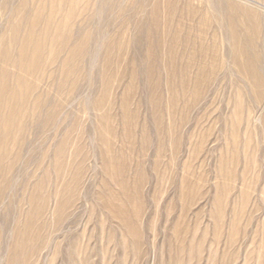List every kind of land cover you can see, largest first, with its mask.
<instances>
[{"label":"rangeland","instance_id":"374dc122","mask_svg":"<svg viewBox=\"0 0 264 264\" xmlns=\"http://www.w3.org/2000/svg\"><path fill=\"white\" fill-rule=\"evenodd\" d=\"M0 264H264V0H0Z\"/></svg>","mask_w":264,"mask_h":264},{"label":"bare ground","instance_id":"6f19581e","mask_svg":"<svg viewBox=\"0 0 264 264\" xmlns=\"http://www.w3.org/2000/svg\"><path fill=\"white\" fill-rule=\"evenodd\" d=\"M28 37V36H27ZM30 53V52H29ZM22 55V54H21ZM28 55V54H27Z\"/></svg>","mask_w":264,"mask_h":264}]
</instances>
